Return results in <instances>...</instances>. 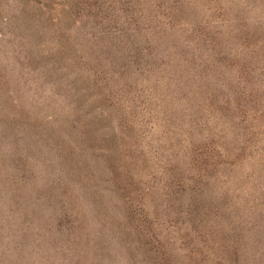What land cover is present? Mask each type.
I'll return each mask as SVG.
<instances>
[{
	"label": "rangeland",
	"instance_id": "rangeland-1",
	"mask_svg": "<svg viewBox=\"0 0 264 264\" xmlns=\"http://www.w3.org/2000/svg\"><path fill=\"white\" fill-rule=\"evenodd\" d=\"M0 264H264V0H0Z\"/></svg>",
	"mask_w": 264,
	"mask_h": 264
}]
</instances>
